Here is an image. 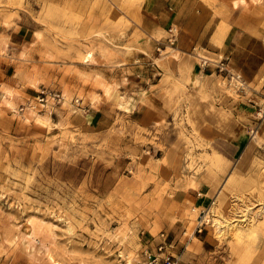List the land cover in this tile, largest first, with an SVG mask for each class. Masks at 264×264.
<instances>
[{
    "label": "rangeland",
    "instance_id": "1",
    "mask_svg": "<svg viewBox=\"0 0 264 264\" xmlns=\"http://www.w3.org/2000/svg\"><path fill=\"white\" fill-rule=\"evenodd\" d=\"M144 11L145 0H0V264H155L144 251L161 230L179 264H264V153L229 165L215 153L202 131L212 97L173 62L178 26L174 44L170 25L152 53L135 47ZM221 71L223 92L253 94ZM43 87L64 101L41 108ZM242 128L251 139L259 127ZM201 182L213 218L185 248L196 211L183 195Z\"/></svg>",
    "mask_w": 264,
    "mask_h": 264
},
{
    "label": "crops",
    "instance_id": "2",
    "mask_svg": "<svg viewBox=\"0 0 264 264\" xmlns=\"http://www.w3.org/2000/svg\"><path fill=\"white\" fill-rule=\"evenodd\" d=\"M232 2L234 6L229 0H145L146 11L133 25L134 32L147 35L134 41L135 47L147 53H152L155 39L168 34L170 25L178 26L173 62L175 65L187 62L189 69L183 78L203 98L202 102L206 99L203 95L212 97L204 103L215 106V110L202 124L203 137L213 144L215 153L227 165L242 152L243 159L251 161L264 153V114L260 117L257 111L264 94V0ZM221 8L227 12L221 14ZM220 66H227L230 72L253 82V94L237 99L223 92L217 86V80L225 77ZM256 124L258 131L250 139L252 134L242 127ZM197 187L189 189L183 197L192 206L209 205L214 196L213 186L201 182ZM198 239V249L204 248L202 244L208 235H199ZM193 254L185 250L182 257L191 258L189 255ZM199 259L192 263L217 264Z\"/></svg>",
    "mask_w": 264,
    "mask_h": 264
},
{
    "label": "built area",
    "instance_id": "3",
    "mask_svg": "<svg viewBox=\"0 0 264 264\" xmlns=\"http://www.w3.org/2000/svg\"><path fill=\"white\" fill-rule=\"evenodd\" d=\"M177 38V27L170 26L168 41L170 44H174ZM220 70H227L231 78H242L240 74L232 73L227 66H220ZM37 102L41 104V108L52 109V105L64 101L65 95L61 90L54 88L43 87L39 90L36 97ZM214 200L209 205L193 206L192 209L196 211L195 224L192 230L185 227L182 231L184 240V247L193 240V238L200 232H202L211 222L213 218L212 205ZM156 241V250L146 248L144 254L150 260L151 263L163 264H179L180 256L173 253L172 249L175 247L176 240L172 237L167 230H161L153 236Z\"/></svg>",
    "mask_w": 264,
    "mask_h": 264
},
{
    "label": "bare ground",
    "instance_id": "4",
    "mask_svg": "<svg viewBox=\"0 0 264 264\" xmlns=\"http://www.w3.org/2000/svg\"><path fill=\"white\" fill-rule=\"evenodd\" d=\"M91 54H92V53H89V54L87 55V57H90V58H91ZM87 59H89V58H87ZM6 95H7V94H6ZM216 219H217V218H216Z\"/></svg>",
    "mask_w": 264,
    "mask_h": 264
}]
</instances>
